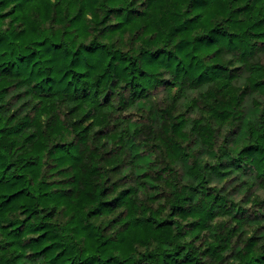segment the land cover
<instances>
[{"label":"trees","instance_id":"trees-1","mask_svg":"<svg viewBox=\"0 0 264 264\" xmlns=\"http://www.w3.org/2000/svg\"><path fill=\"white\" fill-rule=\"evenodd\" d=\"M0 264H264V0H0Z\"/></svg>","mask_w":264,"mask_h":264}]
</instances>
